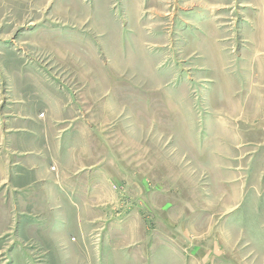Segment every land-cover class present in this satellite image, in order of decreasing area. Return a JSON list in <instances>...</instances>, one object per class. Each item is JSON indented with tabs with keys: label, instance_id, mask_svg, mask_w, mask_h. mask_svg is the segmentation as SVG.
I'll return each mask as SVG.
<instances>
[{
	"label": "rangeland",
	"instance_id": "obj_1",
	"mask_svg": "<svg viewBox=\"0 0 264 264\" xmlns=\"http://www.w3.org/2000/svg\"><path fill=\"white\" fill-rule=\"evenodd\" d=\"M64 142L141 206L142 264H264V0H0V264H42L13 187L71 170Z\"/></svg>",
	"mask_w": 264,
	"mask_h": 264
},
{
	"label": "crops",
	"instance_id": "obj_2",
	"mask_svg": "<svg viewBox=\"0 0 264 264\" xmlns=\"http://www.w3.org/2000/svg\"><path fill=\"white\" fill-rule=\"evenodd\" d=\"M61 150L72 153L71 170L64 167L66 160H61L57 172L49 171L39 186L33 185L35 177L13 187L23 190L13 218L16 235L33 244L31 250L15 244L13 256L27 263V252L31 255L36 251L43 257L42 264H142L147 253L142 244L141 206L131 213L113 215L104 199L98 201L100 186L94 187L100 175L107 179L101 170L104 164L99 168L101 159L93 151L75 149L67 142L62 143ZM156 220L147 240L150 250L155 248V256L159 253Z\"/></svg>",
	"mask_w": 264,
	"mask_h": 264
}]
</instances>
